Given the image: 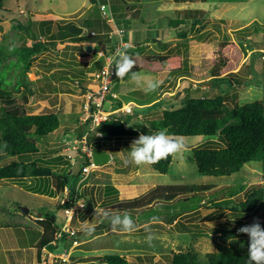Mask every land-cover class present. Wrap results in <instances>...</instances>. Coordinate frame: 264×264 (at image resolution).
<instances>
[{"label":"rangeland","instance_id":"374dc122","mask_svg":"<svg viewBox=\"0 0 264 264\" xmlns=\"http://www.w3.org/2000/svg\"><path fill=\"white\" fill-rule=\"evenodd\" d=\"M2 1L0 45L10 48L23 42L20 35L25 31L21 32L16 28L19 22L22 26L29 25L44 40H48L47 35L56 32L58 26L64 23L81 25L85 24L86 17L96 16L106 22L102 10L97 6L91 8L89 0ZM109 1L115 3L116 0ZM120 3L125 9L129 5H135L136 10L131 16L125 13L121 18L118 11L116 14L115 11L112 13V26L119 23L124 29L127 27L131 31L138 30L133 41L141 46L134 48L131 43L132 48L129 46L128 53H179L184 60L183 66L188 67V70L183 75L168 74L167 77L163 71H132L140 74L141 81H162L155 91L149 93H145L142 86L133 82L131 72L124 79H118L112 84V89L116 90L123 103L132 105L130 125L137 132L114 139L99 138L101 146L110 153L111 160L104 165H97L85 176L82 169L85 157L78 148L82 144H76V151L67 149V146L74 145L75 138L73 133L68 135V129L78 132L80 127L82 130L79 126L83 114L82 95L85 88L95 82V72L108 60L109 52L86 50L81 56L78 49L75 50L74 45L66 39V42L58 41L55 45L49 43L50 49L37 55L28 70L19 71L20 68L18 70V67L10 64L7 85H17L24 80L33 90V94H28L26 100L17 96L15 102L9 103L11 105L6 100L1 104L25 105L26 110L31 113L55 111L61 117L58 129L38 141L41 154L29 161L32 162L29 171L35 167H48L53 172L61 173L62 168L70 167L69 185L75 183V173L81 172L75 185L79 197L72 203L76 207L68 222L77 233L74 237L77 243L69 241L71 235H67L54 252L38 253L37 243L35 247L27 250H34L35 257L38 253L43 261L51 264H64L67 260L80 261L79 264H105L100 259L104 254L123 255L130 264H169L174 253L190 249L198 253L199 264H209L206 257L209 252L224 249L248 252L246 234L215 231L214 228L221 222L232 227L238 221H242L241 225L251 224L254 220L264 222V173L256 163L245 164L240 171L231 175H202L198 170L195 149L224 146L218 136H177L184 139L188 148L182 155L172 156L165 173L154 170L151 165L125 166L123 161L128 157L132 142L140 134L148 135L147 129L162 117V109L169 105H179L177 100L176 105L170 102L168 96L176 95L181 100L187 97L216 100L220 97L227 108L253 102L264 106V0H120ZM178 5L179 9L176 8ZM46 19L51 20L50 24L39 27L40 20ZM48 25L49 30L44 37L40 29L45 30ZM93 26L95 25L92 24ZM90 29L85 27L82 35L88 37ZM159 29L166 31L164 37H159ZM253 29H258L259 32L253 33ZM181 30L184 34L179 35ZM245 37L250 38L251 42L245 41ZM114 39L119 42L117 36ZM224 40L235 41L241 45L251 44L252 47L245 51L238 70V77L243 84L238 88L232 87V76L215 83L208 80L218 43ZM111 41L112 39L109 42ZM124 41H129L126 36ZM143 41H146L145 44ZM27 43H30V38ZM10 59L15 61L16 56ZM0 69L6 70L1 63ZM78 69H83V75L80 76L85 79L73 76ZM24 88L25 86L20 85L21 90ZM108 106L109 102H106L105 107ZM66 140L69 142H65ZM89 144L94 149L93 139L89 138ZM57 155H60L59 161L52 160ZM7 179H0V206L8 202L15 205L13 207L22 213L16 221L19 227H39L41 218L34 216L44 210L49 212L58 229L61 228L65 222V214L63 208L58 206L68 200V189L56 195L52 190L53 177L43 176L42 181L39 179L35 183L42 185L45 192L37 191L34 194L29 186L15 185L12 181L7 183ZM106 184L115 185L114 189L110 188L113 192L111 197H115L114 201L132 199L157 184L188 185L192 191L179 195L172 201L158 202L134 213L105 209L111 202L108 200L110 196L104 194ZM202 184L211 187L195 192L194 186ZM240 188L243 189L239 191ZM236 190L239 192L229 195L230 191ZM248 197L253 200L256 198V204L252 208L248 207L250 204H246ZM79 204L84 205L81 207ZM23 206L30 207L29 215L22 210ZM105 210L112 215L123 216L127 213L134 222V229L131 232L123 231L119 227L113 229L110 222L102 216ZM144 217H157L159 220L146 224L137 223ZM102 221L104 222L99 229H96ZM93 226L94 231L89 233L87 229ZM9 232L13 233L12 230ZM149 234L153 236L151 243L146 241ZM9 237L11 238L10 234ZM229 237L237 239L229 244ZM23 244L27 247L31 245L27 239ZM7 245L11 246L9 242ZM2 263L0 260V264Z\"/></svg>","mask_w":264,"mask_h":264},{"label":"trees","instance_id":"16d2710c","mask_svg":"<svg viewBox=\"0 0 264 264\" xmlns=\"http://www.w3.org/2000/svg\"><path fill=\"white\" fill-rule=\"evenodd\" d=\"M89 1L92 4L91 8L94 6L100 8L97 0ZM102 1L105 2L106 0ZM2 2L0 0V7L2 6ZM119 3L110 2L112 13L115 11L116 14L117 11H120L119 5L121 6L122 4ZM50 22V19L40 20L39 27L44 24H50ZM92 24L95 26L92 27ZM112 24L113 22L111 21L104 23L98 16L93 18L86 17L85 24H81V26L91 28L87 34L88 37L82 35V33H72L69 30L71 24L68 22L59 25L58 30L56 32H50L47 35L48 40H44L36 35L29 25L22 26L19 22L16 24V28L20 29L21 32L22 30L26 32H22L20 35L23 42L13 48L0 45V63L6 69H0V179L21 178L27 175L52 176L56 193L63 192L66 187L68 189V200L59 204L58 207L61 208L72 206V203L79 197L76 194L75 185L81 176V172L75 173V183L69 185L70 167L62 168L61 173L53 172L48 167L45 169L35 167L29 171V166L32 163L29 161L41 154L38 141L60 126L61 117L59 114L55 111L31 113L26 110L25 105L7 106L6 104L2 105L1 102L3 100H6L8 104L13 101L15 102L16 98H18L17 96L26 100L28 94H33V90L24 83V80L20 81L17 85H7L10 79L8 75L10 64H13L16 68L18 67V70L20 68L19 71L28 70L32 64V60L37 55L50 49L48 46L49 43L55 45L58 41L66 42V39L70 41V44L74 45L75 50L78 49V54L81 56L86 53L85 46L89 44L93 46V52L98 50L104 52L107 50L113 53L118 43L116 41L114 44L108 45L111 40V34H114L118 38L119 35L113 33L112 29L114 26ZM48 30L49 25L45 30L41 28L40 32L46 37L45 34ZM252 31L253 33L259 32L258 29H253ZM178 33L179 35L184 34L182 30ZM124 35L123 33V38ZM28 38H30V43H27ZM249 39L245 37V41L251 42ZM247 49H252L251 44L241 45L235 41H220L215 58L212 61L208 80L215 83L225 78H231L232 76L230 79V83L234 84L232 87H241L243 84L238 77V70ZM12 56H16L15 61L10 59ZM130 56L135 60L136 64L132 71L144 69L151 72H160L164 70L168 74L182 73L180 75H183L188 70V67L185 68L183 66L184 60L179 53L148 54L136 52ZM7 59L10 60L6 62ZM81 73H83V69H78L73 73V76L78 77L83 75ZM81 79L85 78L83 77ZM20 85L25 86L24 90L20 89ZM167 98L170 102H174L175 105V101L177 100V104L179 103V105H169L168 108L163 109L162 117L158 121H154L151 128L147 129L148 134L165 130L168 135L174 137L218 136L224 143V146L217 148L199 147L195 149L194 153L198 170L202 175H231L232 173L240 171L243 165L251 162L256 163L264 173V106L253 102L242 106L227 108L225 102L220 97L216 100L205 97H187L181 100L176 95L173 97L168 96ZM122 103L123 101L117 98L113 106H121ZM132 113L133 109L131 113L121 116L111 115L110 119L102 122L97 128L102 132V137L93 134L89 137L94 140V150L107 151L105 147L101 146L99 138L114 139L126 134L136 133L137 130H132V125H130L131 117L133 116ZM79 126L81 125L79 124ZM77 131L74 132L73 129L69 128L68 132L70 133L68 135L70 136L72 133L74 136L80 135L81 128L79 127ZM9 157H11L10 161ZM84 157L83 166L90 163V158L87 156ZM59 159L60 155H57L52 160L59 161ZM171 160L172 156H169L167 159H162L151 166L154 170L165 173L168 170ZM105 187L108 191L107 193L104 192V194L107 197L110 196L108 200H111L110 205L107 204L105 209L113 208V210L119 209L133 211L134 213L139 212L143 208L151 207L158 202L172 201L179 195L192 191L188 185L157 184L152 189L132 199L114 201L115 197H111L113 195L111 189H114L115 185L109 186L106 184ZM194 187L195 192H197L206 190L211 186L202 184ZM242 189L240 188L239 191ZM239 191H230L229 195L238 193ZM246 204H250L248 207L252 208L256 204V198L253 200L248 197ZM41 216L43 218L40 221V225L43 227V231L37 242L38 250L42 246H49L50 249H55L58 247L60 241L64 239L63 237L66 236V233L64 232L62 237L56 239L55 234L58 231V227L53 222L49 212L46 213L43 210ZM148 220H152V218L147 219L144 217L140 219V222ZM103 222L99 223L96 229H99V226ZM234 224L232 227L221 222L214 230L244 234L237 232V229L243 226L241 225L242 221ZM260 224L264 228V222H260ZM18 227V225H15V229ZM188 229L190 230V227ZM76 234L71 235L68 240L72 242L74 239L77 240L74 238ZM206 257L209 264H248V252L243 251L224 249L217 252H209L206 254ZM100 259L105 264H130L125 256L119 254H104L100 256ZM64 264H67V262ZM169 264H199L198 253L194 249L176 252L171 257Z\"/></svg>","mask_w":264,"mask_h":264},{"label":"clouds","instance_id":"9594fccd","mask_svg":"<svg viewBox=\"0 0 264 264\" xmlns=\"http://www.w3.org/2000/svg\"><path fill=\"white\" fill-rule=\"evenodd\" d=\"M128 48L129 45L125 44L122 47H117L115 49L114 54L110 59L106 76L108 77L111 74L109 70L111 68H114L116 76L114 82H116L118 79H124L131 72V79L137 85L142 86V90L145 93L155 91L160 86L162 81H141L140 74L132 72V69L136 66V64L135 60L129 55L127 51ZM114 91L116 92V90ZM98 126L99 125H97L96 128ZM96 128L94 129V131H96ZM97 135H100V133H97ZM187 148L188 145H186L183 138L170 136L165 130H161L148 135L140 134L138 138L132 142L128 157L124 159L123 163L125 166L129 164H133L136 166L153 165L158 163L162 159H167L169 156L182 155L187 150ZM91 149L93 152L94 149L92 146ZM65 189H67V187ZM79 205L83 207L84 204ZM72 206L74 208L76 207L74 205ZM102 216L104 219H107L110 222V225L113 227V229L119 227L123 231L131 232L135 227L133 220L127 213H125L123 216L112 215L105 210L102 213ZM156 220L157 217H152L153 222H155ZM87 231L89 233L94 231V226L88 228ZM237 232L244 233L248 236V264H264V228L261 227L260 223L257 220H254L253 223L243 225L238 228ZM152 239L153 236L151 234L146 237V241L148 243H151ZM236 239V237H229L228 243L231 244L235 242Z\"/></svg>","mask_w":264,"mask_h":264},{"label":"built area","instance_id":"2783aa9c","mask_svg":"<svg viewBox=\"0 0 264 264\" xmlns=\"http://www.w3.org/2000/svg\"><path fill=\"white\" fill-rule=\"evenodd\" d=\"M97 3L99 4L103 15L106 18V21L113 22V15L110 8V2L109 0H106L103 2L102 0H97ZM113 33L119 35V42L120 44H123V33L124 29L120 27H114L112 30ZM94 33V32H92ZM113 53H109L107 56V61L101 68H99L95 72V82L86 87L85 91L82 95L83 97V103H82V109L83 114H81L80 119V125L82 127L80 135H76L74 138V145L69 147L67 146V149H75L77 150L76 144L81 143L82 145L79 146L81 152L84 153L82 155L87 156L90 158V163L85 164L83 169V174L86 176L93 168L96 167L92 160V149L91 145L89 144V137L93 134L99 137H102V132L99 131L96 126L100 125L102 122L110 119L111 115L121 116L124 114H128L132 112V105L130 103H123L121 106H113L116 99L119 98L118 94L112 89V84L114 80L116 79L115 76V69L111 68L110 75L107 77L106 73L108 71V65L110 62V59L112 57ZM109 102V106L105 107V103ZM96 128V131L94 129ZM100 133V135H97V133ZM68 142V141H66ZM65 214V222L61 226L60 229L56 232L55 238L62 237L63 233H66V236H70L76 233L74 229H72L68 222L72 215V212L74 211L73 206H69L63 209ZM73 243H77V240H73Z\"/></svg>","mask_w":264,"mask_h":264},{"label":"crops","instance_id":"0c3cea01","mask_svg":"<svg viewBox=\"0 0 264 264\" xmlns=\"http://www.w3.org/2000/svg\"><path fill=\"white\" fill-rule=\"evenodd\" d=\"M115 2H120V0H116ZM90 5H89V7H90ZM121 6L119 5V7H120V9H119L120 10L119 11L120 12L119 13L120 18L125 13H126V15L128 14V16L129 15L131 16L136 11L135 5H129V6H127L126 9H125V7H123L124 5H121ZM176 8L179 9V5L176 6ZM78 26H81V25H78ZM116 26H120V24L118 23V25H115V27ZM125 28L126 29L123 28L125 30L124 37L126 36L129 41L127 43L126 41H124V38H123L122 39L123 44H120V46H119V42H118L117 47H122L123 45L128 44L130 46V48H132L131 43L133 44V47L135 46L134 48H136L137 46H141L138 43L133 41L136 38V32L138 30L132 29V31H131V28H127V27H125ZM165 32H166L165 30L159 29V32H158V34H160L159 37L160 36L164 37ZM114 36H115L114 34H111L112 41L108 44L109 46L116 42V40L114 39ZM145 37H146V35L144 34L143 38H145ZM156 41L162 42V40H160V41L156 40ZM145 42L146 41H143V44H145ZM108 52H110V51H108ZM132 54L133 53H129V55H132ZM163 72L164 73L166 72V77H167L168 72L164 71V70H163ZM42 178H43V176H42ZM42 178H40V177L36 178V177H33V175H29L26 177L16 178L15 180H14V178H10V179H7L6 181H7V183L12 181V184H15V185L16 184L17 185L18 184H24L25 186H29L28 188L33 189L34 190L33 193L35 194L37 191L42 192V193L45 192V189L44 188L42 189V185L39 186V183H35V181H37L39 179L42 181ZM50 184H51V182H50ZM40 189H42V190H40ZM104 189H105L104 192L107 193L108 189L106 187H104ZM52 190H54V192H55V187H52ZM55 194L58 195V193H56V192H55ZM13 206H15V205H13V203L9 204V202L0 206V217H1V220H0V260L3 262L2 264H51V262L43 261V259L40 257V255L38 253H41V252L43 253L44 251L45 252H49V251L54 252L57 247L55 249H50L49 246L48 247L42 246L41 249H39V250L37 249V252H38L37 257L34 256V250L33 251L27 250V249L35 247L34 245L40 239V235L43 231V227L40 224H39L40 225L39 227H35V228L32 226H23L22 224H20L23 227H19V228L15 229V225H19L16 223V221L18 220V216L22 213L19 210H17V208H15ZM21 208H20V210H21ZM29 212H30V207H28V214L27 215H29ZM41 215H42V213H41ZM41 215L38 212L36 214V216H34V217H40L42 219L43 217ZM151 221L152 220L140 222V220H138L137 223L146 224L147 222H151ZM25 227L28 229H26ZM30 228H32V229H30ZM10 230H12L13 233L9 232ZM9 234L11 235V238L9 237ZM26 239L31 244V245H29V247H27L23 244V242ZM7 242H9L11 244V246H8ZM28 253H30L29 254L30 256L28 255ZM36 260H38V261H36ZM67 261H68L67 264H79L80 263V261L79 262H76V261L71 262L69 260H67Z\"/></svg>","mask_w":264,"mask_h":264},{"label":"water","instance_id":"95a60500","mask_svg":"<svg viewBox=\"0 0 264 264\" xmlns=\"http://www.w3.org/2000/svg\"><path fill=\"white\" fill-rule=\"evenodd\" d=\"M69 30L74 34H81L83 32L84 28L82 26L72 24L69 27ZM92 47L93 46L91 44H89V45L85 46V49L87 51H91ZM110 159H111V155L107 151H95L94 150L92 152V160H93L94 164H96V165H104V164L110 162ZM22 210L25 212H28V208H26L24 206L22 207ZM41 213L42 212H39V214H41Z\"/></svg>","mask_w":264,"mask_h":264}]
</instances>
